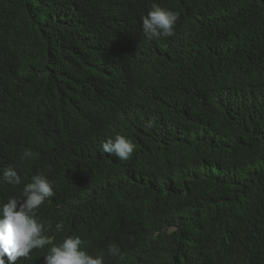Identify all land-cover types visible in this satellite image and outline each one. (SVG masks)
Segmentation results:
<instances>
[{"label": "trees", "instance_id": "16d2710c", "mask_svg": "<svg viewBox=\"0 0 264 264\" xmlns=\"http://www.w3.org/2000/svg\"><path fill=\"white\" fill-rule=\"evenodd\" d=\"M153 3L174 36L144 35ZM0 132V206L3 170L34 161L55 190L41 219H100L85 240L107 264H264V0H0ZM117 135L132 161L103 152Z\"/></svg>", "mask_w": 264, "mask_h": 264}, {"label": "clouds", "instance_id": "9594fccd", "mask_svg": "<svg viewBox=\"0 0 264 264\" xmlns=\"http://www.w3.org/2000/svg\"><path fill=\"white\" fill-rule=\"evenodd\" d=\"M179 15L153 3L151 10L142 18V29L148 39H160L175 35L174 28ZM21 78L12 87L5 89L9 94L22 95L24 80ZM43 97V96H42ZM20 112L23 123H31L39 129L54 132V122L40 123L36 113L20 102ZM85 116L90 113L86 110ZM150 120L146 127H152ZM134 136L117 135L114 140L108 139L103 143V152L115 156L122 162L134 159L133 151H137V140ZM6 138L0 132V152L5 151ZM26 151L23 156L31 157ZM34 161L29 165L13 169L11 166L3 170L2 179L9 186L8 200L0 206V257L6 256L10 264L17 260H32L36 264H107L104 253H97L86 245L85 237L92 235L104 223L100 219H93L88 233H77L71 224L66 222L46 223L41 219L43 209L52 203L55 195L53 183L45 175L31 169ZM21 171V172H20ZM83 171H75L72 176L82 175ZM110 189V182L102 179L91 185V190L106 191ZM130 210V204L124 202L122 213ZM175 230L170 227L169 231ZM108 254L112 257L123 255L120 249L112 244L108 247ZM0 264L4 260L0 259Z\"/></svg>", "mask_w": 264, "mask_h": 264}]
</instances>
